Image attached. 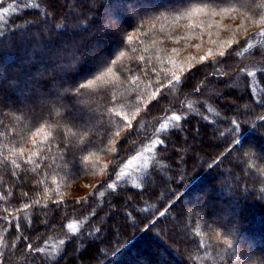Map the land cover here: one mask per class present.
Returning a JSON list of instances; mask_svg holds the SVG:
<instances>
[{
	"label": "trees",
	"instance_id": "16d2710c",
	"mask_svg": "<svg viewBox=\"0 0 264 264\" xmlns=\"http://www.w3.org/2000/svg\"><path fill=\"white\" fill-rule=\"evenodd\" d=\"M0 4L1 264H264V0ZM203 10L238 17L235 39L167 77ZM243 61V84H221ZM181 90L211 116L186 114L119 178Z\"/></svg>",
	"mask_w": 264,
	"mask_h": 264
},
{
	"label": "rangeland",
	"instance_id": "374dc122",
	"mask_svg": "<svg viewBox=\"0 0 264 264\" xmlns=\"http://www.w3.org/2000/svg\"><path fill=\"white\" fill-rule=\"evenodd\" d=\"M5 1V0H0V2ZM1 7V4H0ZM8 7V8H7ZM9 5L5 6L4 8H0V24L2 23V21L4 20V18L6 17V15H8L9 12ZM205 11V10H203ZM202 15L205 16V20H201L199 23L201 25L204 26L203 30H200V35L197 38L199 40L198 44H195L196 46H190V43H186L182 46V48H186L181 49L179 51L173 52L171 55L167 56V62L164 64V67H168L166 68L168 70L167 77H176L178 75H180L181 73H184L185 70L190 69L191 67H193L196 64H199L200 61L203 60H212L213 58H217V56L219 55L220 52L224 51L226 49V47L228 45L231 44L232 40L235 39L233 38V33L231 30V27L233 25L232 23V18H230V20H228L227 17H231L234 15H231V12H209V11H205L202 12ZM234 18H238V17H234ZM226 20V21H225ZM121 21V20H120ZM119 21V22H120ZM207 21V22H206ZM224 21L225 22H229L228 24L224 25ZM156 24V23H154ZM157 26L160 27V25L156 24ZM217 39H221V41L217 42ZM160 40V39H159ZM203 43H202V42ZM205 45V46H203ZM225 45V48L223 47ZM201 48L202 49H196V51H201L200 54L198 56H193V51L194 50H190V47H196V48ZM213 47L216 46L214 49H210L209 47ZM209 48V49H208ZM194 49V48H193ZM188 51V52H186ZM187 53V54H185ZM190 53V54H189ZM170 54V53H169ZM199 62V63H198ZM244 62V61H243ZM221 63H214L216 70H222L223 68H225V66H221L218 65ZM248 61H245L243 63V66H241L240 70L238 71V73L235 75L232 74L229 76V70H225L223 71V73L227 74L228 76L225 78V80L221 83V84H227L229 83V85L231 87H236L238 86V84H243L242 82V76L244 74V72L248 73V72H252L253 69H251L249 66H247ZM218 68V69H217ZM250 68V69H249ZM116 73L112 70L109 69L105 74H103V76L100 78L101 80L98 81H92L90 82V84L95 85V84H100L101 82H107V80H113L114 78H116ZM99 78H97L96 80H98ZM111 80V81H112ZM98 82V83H97ZM202 85V89H203ZM233 89V88H232ZM202 91V90H201ZM202 93V92H201ZM174 94L176 95V98L178 99L177 102L175 103L174 107L171 109V113L163 116L160 120L156 121V132L155 130L150 129V132L153 131V133L150 134L151 137L147 138L146 140L143 141L142 146L137 150V152L133 155H131L121 166L120 169V174H119V178H136V176L140 173V171H142L143 169H145L146 167H148V165H150L153 161V159L156 156V149L158 148V145L161 142V131H168L171 130L173 128H176L179 125V122H181L183 119H185V115H189V114H199L201 117H204L205 119L207 118V115L211 116V112L209 109H215L214 107V103L209 99V102L207 104V106H205V111L204 112H200L201 109L198 107L199 104L201 103H192L189 101V99H184V92L183 90L181 91H174ZM203 96V94L200 95V97ZM207 96V95H204ZM208 97V96H207ZM202 100H206V99H202ZM199 102V101H198ZM203 109V107H202ZM206 112V113H205ZM214 118L218 117L216 115V111H214ZM211 118V117H210ZM151 126V125H150ZM198 137L200 138V133L196 132ZM153 134V135H152ZM185 139V136L182 137V139ZM183 144V143H182ZM178 156H181L182 152H178ZM178 161L181 160V157H178ZM76 186H83L85 187L82 183L81 184H77ZM196 197V196H193ZM189 199H187L185 202L187 203ZM4 227V226H3ZM2 226L0 227V241L2 239V237L6 234V230H3ZM7 230L9 229V227L6 228ZM54 243V242H53ZM52 243V244H53ZM48 244H51V242L49 241ZM2 245L6 246L7 244L4 243V238L2 240ZM1 260V258H0ZM2 262V261H1ZM0 262V264H1Z\"/></svg>",
	"mask_w": 264,
	"mask_h": 264
}]
</instances>
